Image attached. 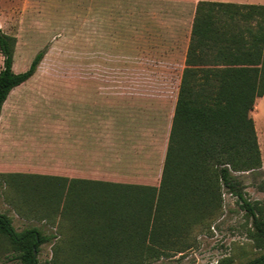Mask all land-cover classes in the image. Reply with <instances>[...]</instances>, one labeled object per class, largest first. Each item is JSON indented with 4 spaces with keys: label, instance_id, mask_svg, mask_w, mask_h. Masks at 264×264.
Wrapping results in <instances>:
<instances>
[{
    "label": "rangeland",
    "instance_id": "rangeland-1",
    "mask_svg": "<svg viewBox=\"0 0 264 264\" xmlns=\"http://www.w3.org/2000/svg\"><path fill=\"white\" fill-rule=\"evenodd\" d=\"M195 1L0 0V28L16 39L13 70L26 69L34 54L45 49L33 78L8 95L0 125L36 118L62 87L55 78L68 75L114 77L121 87L170 94ZM250 115L260 167L239 178L255 206L257 223L223 187L212 193L171 188L158 197L153 222L142 227L145 235L135 234L128 241L80 236L70 217L53 215L40 203L50 205L61 194V179L37 175L17 176L18 187L13 185L16 179L0 176V213L15 230L36 227L47 237L36 252L40 262L242 264L264 253V94L256 98ZM89 199L96 201L97 194ZM0 264H20L16 248L3 235Z\"/></svg>",
    "mask_w": 264,
    "mask_h": 264
},
{
    "label": "trees",
    "instance_id": "trees-1",
    "mask_svg": "<svg viewBox=\"0 0 264 264\" xmlns=\"http://www.w3.org/2000/svg\"><path fill=\"white\" fill-rule=\"evenodd\" d=\"M15 42L14 35L0 28V110L10 90L34 74L45 53L38 50L27 68L16 72L12 68ZM263 94L264 5L199 1L157 185L16 172H0V176L16 179L13 185L20 183L17 176L22 175L61 179L57 184L61 194L50 205L46 200L40 203L53 215L70 217L71 227L80 236L128 241L135 234L145 235L142 227L153 222L158 197L171 188L212 193L223 187L257 223L255 206L245 197L239 174L260 167L250 112ZM94 194L98 200L89 201ZM0 235L16 248L20 264H50L37 259L38 246L47 237L36 227L17 231L0 213ZM242 264H264V253Z\"/></svg>",
    "mask_w": 264,
    "mask_h": 264
},
{
    "label": "crops",
    "instance_id": "crops-1",
    "mask_svg": "<svg viewBox=\"0 0 264 264\" xmlns=\"http://www.w3.org/2000/svg\"><path fill=\"white\" fill-rule=\"evenodd\" d=\"M199 1L264 5V0H196V5ZM195 8L170 94L121 87L114 77L55 78L62 87L36 118L0 125V172L157 185Z\"/></svg>",
    "mask_w": 264,
    "mask_h": 264
}]
</instances>
